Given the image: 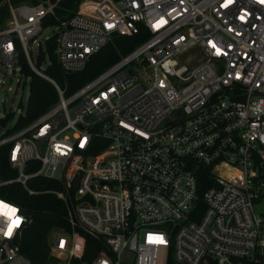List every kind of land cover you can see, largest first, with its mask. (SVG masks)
I'll return each instance as SVG.
<instances>
[{
	"label": "built area",
	"instance_id": "built-area-1",
	"mask_svg": "<svg viewBox=\"0 0 264 264\" xmlns=\"http://www.w3.org/2000/svg\"><path fill=\"white\" fill-rule=\"evenodd\" d=\"M6 1V74L22 72L18 39L58 101L22 127L0 123L16 170L5 178L0 163V189L55 193L66 224L35 262L21 248L28 215L0 193L17 210L0 213V264H264V0H81L57 25L65 72L113 34L151 35L70 93L36 66L61 0ZM41 175L61 187H32Z\"/></svg>",
	"mask_w": 264,
	"mask_h": 264
},
{
	"label": "trees",
	"instance_id": "trees-1",
	"mask_svg": "<svg viewBox=\"0 0 264 264\" xmlns=\"http://www.w3.org/2000/svg\"><path fill=\"white\" fill-rule=\"evenodd\" d=\"M38 1L11 0L14 4L21 2L36 3ZM80 1L61 0L57 8V16H48L44 22L45 26L58 25L61 20L69 19L77 10ZM9 18V3L6 0H0V29L8 25ZM150 35V30L143 24L140 25V30L135 34H113L100 50L90 56L84 69L65 72L60 67L56 57V30L45 40L44 45L41 44L36 63L39 67H42L43 71V62L48 59L49 62L44 67L45 73L55 79L70 93L107 68L123 54L142 43ZM17 44L21 49L20 62L22 65V73L30 76V94L25 112L18 117L17 122L12 128H19L32 122L58 101V92L54 83L31 68L18 39ZM11 115L12 113H8L4 117L0 116V123H6ZM0 163L2 166V174L5 178L16 174V170L11 168L6 150L4 149L0 151ZM30 185L41 190L61 187L58 180L42 175L34 177ZM205 186L206 178L202 180L201 189ZM0 193L18 202L29 217V222L24 228L21 239V248L24 254L35 262H47L49 257L48 236L50 230L55 225L66 224V207L64 202L53 192L42 191L29 193L19 182H12L9 185L3 186L0 189Z\"/></svg>",
	"mask_w": 264,
	"mask_h": 264
},
{
	"label": "rangeland",
	"instance_id": "rangeland-1",
	"mask_svg": "<svg viewBox=\"0 0 264 264\" xmlns=\"http://www.w3.org/2000/svg\"><path fill=\"white\" fill-rule=\"evenodd\" d=\"M57 29V24L45 26L38 34V40H46ZM32 48L34 51H37L38 45L34 43ZM48 62V59L43 62V69ZM36 66H38V64ZM39 70H42L41 66L39 67ZM12 74L13 78H11ZM29 82L30 76L25 75L19 69H17L16 72L10 71L6 74L4 61L0 55V116L4 117L8 113H12L6 124L2 123L4 128L14 127L18 117L25 112V107L30 94ZM9 87H11V89H9ZM256 209L264 212V201L257 203Z\"/></svg>",
	"mask_w": 264,
	"mask_h": 264
},
{
	"label": "snow or ice",
	"instance_id": "snow-or-ice-1",
	"mask_svg": "<svg viewBox=\"0 0 264 264\" xmlns=\"http://www.w3.org/2000/svg\"><path fill=\"white\" fill-rule=\"evenodd\" d=\"M16 211H17L16 209L9 208V206L0 203V213L9 215V216H15ZM19 223H20L19 218L13 220V226H18ZM10 232H11V228L9 229V233Z\"/></svg>",
	"mask_w": 264,
	"mask_h": 264
}]
</instances>
